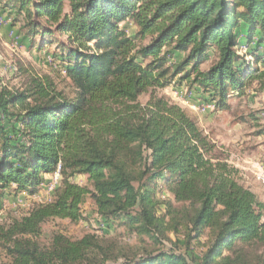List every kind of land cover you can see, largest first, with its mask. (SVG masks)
I'll use <instances>...</instances> for the list:
<instances>
[{
	"label": "trees",
	"instance_id": "1",
	"mask_svg": "<svg viewBox=\"0 0 264 264\" xmlns=\"http://www.w3.org/2000/svg\"><path fill=\"white\" fill-rule=\"evenodd\" d=\"M7 3L39 47L58 46L54 55L75 89L68 98L47 77L19 89L0 85V198L12 186L35 194L58 165L61 175L51 201L0 224L7 264H105L84 262L98 246L93 235L57 233L48 246L34 240L49 219L83 220L86 197L107 229L121 223L154 238L184 222L185 243L204 238L195 264H264V202L183 108L153 93L138 102L175 80L189 103L216 110H227L231 94L242 97L252 82L264 93V0ZM127 23L135 30L128 33ZM77 175L91 187L72 182ZM163 190L190 210L159 198ZM126 264L187 262L162 251Z\"/></svg>",
	"mask_w": 264,
	"mask_h": 264
},
{
	"label": "rangeland",
	"instance_id": "2",
	"mask_svg": "<svg viewBox=\"0 0 264 264\" xmlns=\"http://www.w3.org/2000/svg\"><path fill=\"white\" fill-rule=\"evenodd\" d=\"M6 4H8L7 0H0V16H2L0 17L2 18L0 19V85L8 89H19L33 78L47 77L53 82L56 90L61 91L68 98L74 97L75 89L54 55L59 53L58 46L51 43L39 47V37L25 34L22 21H13L14 12ZM241 29L240 39L244 40L245 31ZM134 30V26L127 23V32ZM11 31L16 38L10 34ZM57 38L61 42L64 41V37L57 36ZM239 54H244L243 47L239 48ZM245 60H250V57H245ZM210 63L211 60L201 68L206 69ZM187 91L184 84L179 85L175 80L165 88L142 94L138 102L145 105L153 93L183 108L215 144V154L228 163L232 162L233 164L229 163L232 164L231 167L237 166L235 168H238L243 184L264 202V185L256 180L251 172L252 169L248 168L253 162L257 164V168H264V93L258 89L257 82H252L245 89L242 97H236L235 93L231 94L227 110H216L214 107L202 112L198 109V104L192 105L186 99ZM53 175H44L43 183L32 195L16 192L15 186L5 190L0 198V224L19 219L33 206L51 201L54 194L47 192L45 185ZM71 181L91 187L85 175H77ZM159 198L170 199L175 208L183 213L190 210L187 204L174 202L164 190L159 193ZM80 210L83 220L73 223L68 219H49L42 224L41 234L34 240L40 246H48L57 233L71 240H78L86 234L93 235L97 239L98 246L86 253L85 263L88 260H105V264H124L148 253L173 251L183 254L187 264H195L194 260L205 250V246L201 245L204 238L199 243L195 240L185 243L184 222L178 226V232L165 231L163 235L157 233L152 238L150 234L138 236L121 223L107 229L95 205L88 197L85 198ZM181 215L182 213H179V216ZM8 262L9 257L5 249L0 247V264Z\"/></svg>",
	"mask_w": 264,
	"mask_h": 264
},
{
	"label": "built area",
	"instance_id": "3",
	"mask_svg": "<svg viewBox=\"0 0 264 264\" xmlns=\"http://www.w3.org/2000/svg\"><path fill=\"white\" fill-rule=\"evenodd\" d=\"M0 17H2V16H0ZM0 19H2V18H0ZM10 34L16 38V36L14 35V33L12 31L10 32ZM15 42H17V40H15ZM213 108H214V105L213 104H200L198 106V109L200 111H202V112L203 111H206L208 109H213ZM226 162L228 163V161H226ZM229 163H232V162H229ZM233 166H234V168L237 167L235 165H233ZM236 169H238V168H236ZM252 173H253L254 177L256 178V180L259 181L261 184L264 185V168L259 167L258 169H256V171H252ZM53 174L54 175H53L52 179L49 182H47L46 185H45V189H46L47 192H54L55 188L60 183V180H61V176H60V165H58L56 172L53 173Z\"/></svg>",
	"mask_w": 264,
	"mask_h": 264
},
{
	"label": "crops",
	"instance_id": "4",
	"mask_svg": "<svg viewBox=\"0 0 264 264\" xmlns=\"http://www.w3.org/2000/svg\"><path fill=\"white\" fill-rule=\"evenodd\" d=\"M257 167H258L257 164H255V163L253 162V163L249 164V167H248V168L252 169V170H251V172H252V171H254V169H258Z\"/></svg>",
	"mask_w": 264,
	"mask_h": 264
}]
</instances>
